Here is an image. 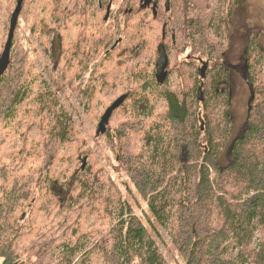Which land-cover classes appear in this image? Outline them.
I'll return each mask as SVG.
<instances>
[{"label":"trees","instance_id":"trees-1","mask_svg":"<svg viewBox=\"0 0 264 264\" xmlns=\"http://www.w3.org/2000/svg\"><path fill=\"white\" fill-rule=\"evenodd\" d=\"M54 1L60 5L65 0L23 1L19 17L28 25L24 41L18 38V22L9 64L0 77V264H173L162 248L164 229L166 246L181 256L178 264H264V77L258 73L264 66V44L259 37L251 34L246 48L255 94L234 141L229 95L227 88L219 87L230 79L223 46L235 1L169 0L166 12V0H157V12L149 20L137 11L139 19H145L143 26L132 13L127 16L122 40L106 55V66L121 71L119 94L128 95L123 103L126 114L92 137L109 143L115 154L111 169L133 193L135 206L110 172L101 176L98 187L83 180L80 157L95 161L93 146L80 136L35 66L31 54L36 50H28L35 41L48 47L52 60L54 43L62 77L73 85L81 76L82 62L71 63L79 53L78 43L67 36L91 15L78 13L72 19L74 6L55 26V12L49 9ZM135 3L129 0L126 6L135 11ZM14 4L16 0H10L9 13ZM7 28L0 31V52ZM91 29L82 25L76 36L103 38ZM167 34L174 53L171 62L177 61L168 70L178 77L175 90L157 81L154 66L147 73L145 65H136L142 51L134 44L145 41V53L157 56ZM116 36V31H107L109 41ZM200 60L207 63L204 77ZM99 71L96 67L92 85L82 90L90 97L96 123L112 102L102 98L96 107ZM158 99L166 105L156 111ZM137 103L145 105L143 111ZM39 123L34 145H29V135ZM72 136L82 143L64 153ZM16 137L22 142L12 146ZM227 147L230 153L223 162ZM35 149L41 155L28 158ZM73 171L80 177L69 191L71 198L64 201L52 184H69Z\"/></svg>","mask_w":264,"mask_h":264},{"label":"rangeland","instance_id":"rangeland-1","mask_svg":"<svg viewBox=\"0 0 264 264\" xmlns=\"http://www.w3.org/2000/svg\"><path fill=\"white\" fill-rule=\"evenodd\" d=\"M92 1V3L88 1L87 3H82L79 5H76L74 1L70 0H65L60 5L57 4L56 1H54L53 7L49 8L55 12V19H57V22H55V26H57V23L60 19L65 17V10L74 9V6L75 15L71 16L72 19H74L78 13H86L91 15L89 21H84L81 23V25H77L72 32L70 31L68 33L67 36L70 42H74L75 44L78 43L79 53L73 57L71 63L79 60L82 62V66L80 69V72L82 74L75 80L73 85L69 83L65 76L64 78L62 77L61 68L59 67L60 63L58 62V58H56V55L58 53V46L56 44L53 43L52 52L54 54V57L52 60L49 59L50 53L47 51L48 47L41 46L35 41L32 47L28 50H36V52H32L31 54L35 66L39 69L48 86L57 95L60 104L64 107L65 111H67L71 120L74 121L80 136H82L90 146H93V151L97 156V159L94 161L93 158L90 157V159L89 157H87L84 163L85 167L83 168V171L85 172V175H83L82 177L83 180L91 187H98L101 183V176L103 178H106L107 172H110L114 177V181L118 183L120 188H123L127 192L126 196L129 198L132 205L135 206L133 193L129 192L122 185V178L118 175V173L113 172L111 169L112 163H115V154L109 147V143L105 140V138H100L99 142L97 143L92 137V134L96 135V126L98 121L97 123L94 122V119L91 115L90 97L82 92L84 88L92 85V77L95 73V68L99 67L100 71L98 73L97 83L101 89V92L99 98L95 100L96 107L102 98L111 102L120 93L119 91L123 87V78L121 71H113L112 67L106 66L105 58L112 45H114L115 40L117 38H121V41L123 38L124 33L122 32V28L128 16L124 13V10L126 8L125 2H129V0H113L111 12L108 19L106 20L104 19V17L106 15L107 6H104L102 8L101 4L99 5L98 0ZM233 1H235V6L233 7V11L231 12L232 14L228 22L227 42L223 46L224 59L230 71V79L227 84H220L219 87L222 89L227 88L226 92H228L229 95L230 116L235 125L233 135L234 141L236 138H238L243 130L247 111L249 108L250 87L246 79V74H248V67L246 64V48L249 41V36L252 34L256 37H259V42L261 44H264V0ZM9 2L10 0H0V31H4L6 25H8L7 29H9V22L12 13H9V11L7 10V5L9 4ZM15 5L16 4H14V7ZM144 16L148 15L144 14ZM100 17H103V22L100 21ZM18 22L22 24L21 28L18 30V38L24 41V28L25 26L28 27V25H24L20 17ZM137 22L138 25L143 26V19H139ZM87 24L92 27V32L98 33L99 35L103 36V38L94 41L95 38L93 35H91L88 39H86L84 35L77 37L76 34L78 32V29H80V26H85ZM109 29L111 32L116 31L117 36L113 41L108 40L109 37H107V31H109ZM26 33H29V30H26ZM167 37L168 39L165 40V44L167 45V52L170 59V57L172 58L174 56V53H172V49L170 48V35L167 34ZM86 43H89L90 45ZM144 43L145 41L143 42V44H134L135 50L139 51V49H141L142 51L140 54L141 58L136 61V65H138L139 63L145 65L147 73H150V67L152 68V66L156 62L158 53L157 56H154V54L151 53L147 55L143 50ZM130 51L132 50L130 49ZM171 60H173V58L170 59V67H175L177 61L171 62ZM105 67H107V69L109 68L108 72L104 71ZM71 72L72 64H69L68 74H70ZM258 73L260 76L264 77V66L259 69ZM169 74L170 76L168 78L167 84L170 89L175 90L178 87V77L175 72H169ZM137 104L138 110L140 109L141 111H143L145 105L141 103ZM165 105L166 102L164 101V99H158V102L154 105V109L156 111L162 110L165 108ZM124 107L125 106L122 105L113 112L110 122H115L120 119L121 115L126 114ZM44 114L47 115L46 113ZM40 127L41 125L39 123L34 128L33 133L29 135V145H34L33 143L37 138V135L39 134ZM21 142L22 140L20 139V137H16L13 141L12 146L18 145ZM74 143L79 144L82 142L79 138L73 137V142L69 143L67 146H64L63 152L70 153L72 150V145ZM35 150L36 151L29 152L27 157L32 159V157L41 155L40 149ZM229 153L230 148L228 149L227 147L225 155L223 156V162H226L228 160ZM83 157H80V164H83ZM98 165L101 167V169L96 170V167ZM85 168H90L93 173L85 171ZM79 177L80 176L78 175V173L76 171H73L69 175V184L63 183L60 180L59 182H54L52 184V188L54 192L55 189L61 191L59 193L61 194L62 200H68L71 198V193H69V191L70 189H72L73 182L75 180H78ZM45 199L46 198H43V200ZM93 219L94 218L91 217L92 222ZM166 231L167 230L164 229L165 240L162 243V248L167 258L173 264H178V261H182L181 256L173 246H166V243L169 241Z\"/></svg>","mask_w":264,"mask_h":264},{"label":"water","instance_id":"water-1","mask_svg":"<svg viewBox=\"0 0 264 264\" xmlns=\"http://www.w3.org/2000/svg\"><path fill=\"white\" fill-rule=\"evenodd\" d=\"M23 1L24 0H17L16 1V5L11 13V17H10V22H9V29H8V34H7V38L3 47V50L0 54V77L3 75V73L5 72V70L8 67L9 64V60H10V55H11V49L13 46V39H14V33H15V29L19 20V16H20V11L22 9V5H23ZM148 1V0H146ZM169 0L165 1V10L166 12L169 11L170 6H169ZM145 3H143L141 6H144ZM157 5V1L154 2V6ZM110 9H111V4L109 3L107 5V13L105 15V19L108 18V15L110 13ZM155 13L157 12V7H155ZM166 35V25L163 24V31H162V38L164 39ZM120 41V39H118L116 41V44ZM158 57H157V69H156V79L158 82L163 83L165 81V78L167 76V66L169 64V55L166 51V46L164 42H160L158 47ZM188 58L190 57V54L187 56ZM207 68V63H203V66L200 69V74L201 77L205 76V70ZM246 79L247 82L249 84L250 87V91H251V98H253L255 92L253 90V84L250 81L249 75L246 74ZM202 87L199 88V97L202 99L203 98V93H202ZM128 95L127 93H123L121 95H119L106 109L105 111L102 113L100 119L98 120L97 126H96V134L100 135L102 133H105L108 127V124L110 123V118L113 114V112L115 111V109H117L118 107H120L124 101L127 99ZM87 157H83V165L82 167L85 166V161H86ZM186 159V157H185Z\"/></svg>","mask_w":264,"mask_h":264},{"label":"flooded vegetation","instance_id":"flooded-vegetation-1","mask_svg":"<svg viewBox=\"0 0 264 264\" xmlns=\"http://www.w3.org/2000/svg\"><path fill=\"white\" fill-rule=\"evenodd\" d=\"M155 1H157V0H148V1H146V0H136V3H135L136 4V6H135L136 10L134 11V8H127L128 6H126V8L124 10V13L126 15H128V16H129L130 13H132L133 14V18H137L139 20V13L137 11H140L142 14H147L149 16L147 18V20H149L150 14L151 13H154L155 14V11L154 10H155V7H157V5L154 6V2ZM127 2L128 1H126L125 3H127ZM98 3H99V5L101 4V7L102 8L104 6H107L110 3L111 4V8H112L113 0H108V2H107V0H98ZM105 3H108V4H105ZM143 3H145L144 6H141ZM110 11H111V9H110ZM106 13H107V7H106ZM108 17H109V15H108ZM141 19L145 20L144 18H141ZM167 50H168V48H167ZM170 59H171V57H170ZM200 61L201 62H200L199 70L201 69L202 63H203L202 60H200ZM153 66L155 67V72H156V69H157V60H156V62L154 63ZM169 68H170V60H169V64H168V70H169ZM169 76H170V74H169ZM165 82L167 84L168 83V80H166Z\"/></svg>","mask_w":264,"mask_h":264}]
</instances>
